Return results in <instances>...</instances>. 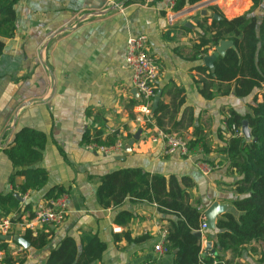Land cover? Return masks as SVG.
I'll return each instance as SVG.
<instances>
[{
    "label": "crops",
    "instance_id": "1",
    "mask_svg": "<svg viewBox=\"0 0 264 264\" xmlns=\"http://www.w3.org/2000/svg\"><path fill=\"white\" fill-rule=\"evenodd\" d=\"M222 1L201 0L197 4L206 5L210 11L217 7L226 15ZM242 2L227 3L229 13L237 16L252 10L251 0H245V6ZM197 4L174 12L172 1L163 4H156L155 0L18 2L16 35L4 40L0 59V196L12 190L9 180L14 168L6 150L13 146L19 130L30 128L48 135L47 148L37 166L48 172V184L42 191L23 197L19 205L21 215L12 217L29 220L25 208L31 206L35 212L55 186L67 189L70 212L62 225L36 229L38 232L49 228L53 233L45 249L23 250L10 243V255L16 264H47L51 252L66 237L73 238L81 249L86 235H96L107 245L103 258L94 264H170L172 256L162 257L155 251L169 220L159 213L156 205L127 199L120 207L104 209L98 203L100 179L126 168L190 178L194 184L191 201L201 202L204 216L215 203L226 206V214L239 216L233 205L237 198L233 184L238 177L229 171L228 165L222 164L225 160L217 153L225 145L219 131L225 130L228 111L246 116L253 97L218 96L209 101L200 94L196 82L201 75L197 68L205 64L195 51L198 44L195 18H204L199 12L191 11ZM186 23L194 30L185 27ZM141 34L148 37L149 53L161 69L158 90L163 93L169 85L183 89L184 110H193L194 127L179 126L181 132L192 138L194 128L201 127L211 149L208 156L203 157L202 150L191 157L167 154L162 142L151 140L159 130L157 127L151 131L141 128V138L125 161L121 159L124 152L105 156L86 148L87 133L92 135L101 130L106 137L120 131L125 135V146L130 142H126L128 135L136 134L133 118L139 99L126 65V48L131 36ZM161 101L169 104L171 97L163 93ZM173 124L167 129H172ZM201 163L222 166L207 174ZM122 213L133 216L127 225L116 223ZM5 219L9 218L0 214V222ZM22 224H13L11 233L24 238L26 231ZM217 233V229L202 232V252H208L202 257L203 264L216 256L212 250H216ZM209 243L211 251H207ZM222 264H264V246L253 242L244 247L240 257L228 252L223 255Z\"/></svg>",
    "mask_w": 264,
    "mask_h": 264
},
{
    "label": "trees",
    "instance_id": "2",
    "mask_svg": "<svg viewBox=\"0 0 264 264\" xmlns=\"http://www.w3.org/2000/svg\"><path fill=\"white\" fill-rule=\"evenodd\" d=\"M20 0H0V59L4 53L6 39H12L17 31V14L15 7ZM168 1L173 3L174 12H182L188 5H195L201 0H155L156 4ZM253 8L242 16L229 20L215 7L211 10L221 17L220 21L196 17L198 44L195 51L200 60L215 53L222 41H232L234 48L229 49L225 56H220L214 63L213 70L199 66L200 80L196 82L200 94L206 100H214L218 96L234 95L239 99L253 97L246 116H240L235 111H228L225 117V130L219 131V137L225 140V145L217 152L228 169L237 175L233 184L237 196L233 205L239 214L227 213L217 221L215 249L217 255L206 264L215 261L222 264L223 255L231 252L235 257L242 256L243 249L255 242L264 246V0H251ZM228 3V2H227ZM227 5V4H226ZM232 14V13H231ZM184 28V26H182ZM159 91V90H158ZM163 93L171 97V102L161 101L153 113V124L143 130L155 127L166 134H178L185 137L179 126L193 125V110L185 109V92L176 86H167ZM260 96L262 100L260 101ZM139 101L136 102V106ZM181 114V120L178 117ZM135 119V116L134 118ZM249 122L252 139H245L241 134L243 121ZM173 124L172 129H167ZM236 128V134L233 128ZM103 131L94 134L87 133L86 143L98 146H112L121 136L115 131L104 137ZM134 134H129L126 142L131 141ZM125 142V138L123 139ZM48 145V135L30 128H23L16 133L13 146L6 150V155L12 162L14 172L9 184L12 190L0 196L1 216L9 218L12 224L23 223L22 218L16 220L13 215L22 213L20 200L28 194L40 192L48 184V172L37 167ZM191 150L208 156V147L204 131L195 127L189 142ZM215 164L212 165H219ZM194 184L190 178L165 177L151 174L141 168H126L114 171L100 179L97 200L101 207L110 209L122 206L127 199L135 203L147 202L156 205L159 213L166 220L165 247L172 256L170 264H203L202 237L198 236L205 222L201 202L192 203L191 190ZM68 194L63 186L51 188L44 200H51ZM18 196V197H17ZM33 220L34 212L31 206L25 208ZM133 216L122 213L116 220L117 224L127 225ZM52 231H26L24 238L36 250L45 249L51 242ZM14 235V234H12ZM128 239L131 241L130 236ZM138 239L136 242H139ZM11 244L0 240V248L5 258L0 264H16L10 255ZM107 245L96 235H86L82 239V247L77 242L66 237L54 249L47 264H94L103 258Z\"/></svg>",
    "mask_w": 264,
    "mask_h": 264
},
{
    "label": "built area",
    "instance_id": "3",
    "mask_svg": "<svg viewBox=\"0 0 264 264\" xmlns=\"http://www.w3.org/2000/svg\"><path fill=\"white\" fill-rule=\"evenodd\" d=\"M149 39L146 35L141 34L131 36L127 41L126 48V65L132 74V82L134 89L139 95V104L136 106V113L134 122L136 124L135 133L139 129H144L153 122V103L158 93V82L160 79L161 69L154 57L149 53L148 49ZM234 132L238 134L237 129L233 128ZM151 131V130H147ZM114 133V132H112ZM125 135L121 133L116 144L112 146H98L95 144H87L86 148L93 152H98L105 156L113 154H122L125 150ZM191 137H181L178 134H166L161 130H157L151 138L152 142H162L165 146V151L169 155H179L181 157H191L195 151L191 150L189 142ZM205 173L209 174L214 170L220 168L219 165H210L201 163ZM70 212V200L67 194L59 198L45 200L42 202L34 212L33 220L24 221L22 228L25 231L37 232L39 226H60L68 218ZM12 222L10 219H5L0 222V234L12 235ZM208 230L207 223L204 222L200 233ZM167 233L164 232L163 238L159 244L155 246V251L162 257L169 254L165 247ZM5 258L4 251L0 248V262ZM140 264H152L150 262ZM213 264H220L215 261Z\"/></svg>",
    "mask_w": 264,
    "mask_h": 264
},
{
    "label": "water",
    "instance_id": "4",
    "mask_svg": "<svg viewBox=\"0 0 264 264\" xmlns=\"http://www.w3.org/2000/svg\"><path fill=\"white\" fill-rule=\"evenodd\" d=\"M191 11L199 12L202 18H207V19H211L215 21L221 20V17L218 14L210 11L209 9H206V5L197 4ZM185 27L194 30V27L191 24L186 23ZM231 48H234V43L232 41H222L220 45L217 47L215 53L204 59L205 66L209 68L210 70H213L215 61L220 56H225L226 52ZM134 94L139 99V95L136 89H134ZM162 96H163V93L161 90H159L154 100V103H153V112L157 111L159 104L161 102ZM142 133H143V130L139 129L138 132L135 134L134 138L129 142V144L125 146V150L123 154L124 156L121 158L122 161H125V159L128 156L133 154V151H132L133 146L136 144V142L140 140ZM241 134L245 139H252L249 122L247 120L243 121L242 123ZM18 199L20 200V202L23 201L19 197ZM226 212H227V208L224 205L215 203L212 206H210L205 211V219H206V223L208 226V230H215L217 226L218 217H222L223 215L226 214ZM198 236L202 237V233H198ZM0 240L3 242L19 245L20 247L23 248V250H28L31 247L30 243L25 238H22L17 235L0 234ZM211 250H212V244L209 243L207 244V251H211ZM212 253L214 255H217L216 250H212ZM207 255H208V252H205L204 254H202V257H206Z\"/></svg>",
    "mask_w": 264,
    "mask_h": 264
},
{
    "label": "rangeland",
    "instance_id": "5",
    "mask_svg": "<svg viewBox=\"0 0 264 264\" xmlns=\"http://www.w3.org/2000/svg\"><path fill=\"white\" fill-rule=\"evenodd\" d=\"M227 2H228V3H231L232 0H226V1L223 0V1H222V8H224V10H226V15L223 14V16H225V18H227V19L230 18V19L232 20V19H234V18H237V17L242 16V15L245 14V12L243 11V12H244V13L242 12L243 14H240V15H237V16H233V15H231V14L229 13V9H227V8H228V6L226 5ZM245 5H246V2H245V0H243V2H242V6H245Z\"/></svg>",
    "mask_w": 264,
    "mask_h": 264
}]
</instances>
